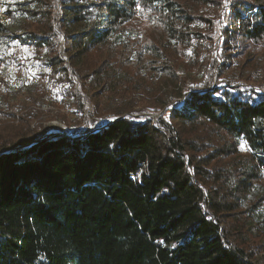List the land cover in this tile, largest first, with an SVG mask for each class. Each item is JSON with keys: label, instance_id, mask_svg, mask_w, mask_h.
Instances as JSON below:
<instances>
[{"label": "trees", "instance_id": "trees-1", "mask_svg": "<svg viewBox=\"0 0 264 264\" xmlns=\"http://www.w3.org/2000/svg\"><path fill=\"white\" fill-rule=\"evenodd\" d=\"M40 1L30 26L50 75L75 106L82 93L93 116L114 118L75 137L40 136L32 108L0 125V264H257L264 192L249 195L264 188V94L234 86L257 77L248 59L212 87L219 13L202 8L217 1L60 0V21L58 1ZM232 2L219 74L238 38L251 59L264 42V0ZM148 11L166 19L156 41ZM137 108L158 122L129 115Z\"/></svg>", "mask_w": 264, "mask_h": 264}, {"label": "rangeland", "instance_id": "rangeland-1", "mask_svg": "<svg viewBox=\"0 0 264 264\" xmlns=\"http://www.w3.org/2000/svg\"><path fill=\"white\" fill-rule=\"evenodd\" d=\"M59 21L63 18L64 9L62 3L57 0ZM175 1V0H167ZM216 3L206 2L203 10L210 11V14L214 16L215 13H219L217 24H219V31L216 38L217 47L215 51V57L217 58L218 64L215 69V77L213 78L212 87L227 85V77L229 73L237 71V63L245 62V72L251 73L257 69V77L249 82L237 81L234 86H243L246 89H253L257 93L264 94V42L258 45L254 57L252 59H258V56H263L260 64L254 66V61L249 57V49L246 48L242 51L246 52L238 55V51H241L242 47H246L247 42L241 38L237 40L241 43V46L237 42L232 46V52L235 53V58L231 64L227 63V69H223L222 72H218V69L223 61L219 53H223L221 45V32L230 24L229 12L233 5L232 0H215ZM40 0H0V23L3 27L0 29V125H7L10 123H16L18 117L23 115L29 108L39 111L36 117H32V126L35 127L40 136H47L52 134H60L67 137H75L79 133H85L98 129L106 125L112 118V115L93 116L92 106L87 101L86 97L81 93L80 85L77 79L71 75L73 80L76 82L77 89L81 93L83 105L79 108L73 103V98L66 95L65 85H60L50 75V66L48 63V49L44 48L41 53L36 52L34 34L32 33L33 27L31 23L40 16L36 14L38 6L41 5ZM227 16V18H226ZM142 24L149 26V32L156 35L154 41L158 37L163 36V24L166 19L160 17L157 13L150 11L141 15ZM35 19V20H34ZM59 23V22H58ZM57 23V24H58ZM234 25V24H232ZM30 26V27H29ZM62 35L61 29H58ZM138 34V32H136ZM158 45L154 44L151 48L154 53H157ZM240 47V48H239ZM63 59L67 60V56L64 53L63 41L61 44ZM147 50L149 49L146 48ZM255 50V49H254ZM160 52H162L160 50ZM159 54V53H158ZM149 65H146V69L151 71H157L159 65L158 57L153 53H149L148 56ZM157 67V68H154ZM71 71V69H70ZM192 72V71H191ZM183 76H187L192 81L198 80L200 77L196 74L188 75L184 71H181ZM30 77L27 81L23 77ZM255 77V76H254ZM157 78L164 81L167 80L166 74H160ZM169 85L167 86V84ZM161 85V84H160ZM171 85V86H170ZM173 88L174 85L170 82L164 83L163 90ZM33 98H37L36 100ZM183 104L182 96L176 99L168 107L179 108ZM128 115V114H127ZM129 115L134 118L141 119L144 116L150 117L156 124L159 120L160 114L149 113L147 110L137 108ZM245 148V145H241ZM264 192L263 186H258L249 198H260ZM256 217L254 223L259 224V228H262V221L264 220V205L260 206L256 211ZM260 221V222H259ZM264 225V222L262 223ZM256 228V227H255ZM255 228H253L255 230ZM257 264H264V256L259 258Z\"/></svg>", "mask_w": 264, "mask_h": 264}, {"label": "built area", "instance_id": "built-area-1", "mask_svg": "<svg viewBox=\"0 0 264 264\" xmlns=\"http://www.w3.org/2000/svg\"><path fill=\"white\" fill-rule=\"evenodd\" d=\"M23 79L29 81L30 80V77L26 76V77H23Z\"/></svg>", "mask_w": 264, "mask_h": 264}, {"label": "water", "instance_id": "water-1", "mask_svg": "<svg viewBox=\"0 0 264 264\" xmlns=\"http://www.w3.org/2000/svg\"><path fill=\"white\" fill-rule=\"evenodd\" d=\"M92 130H90V131H88V132H86V134H88L89 132H91ZM47 136H50V135H47Z\"/></svg>", "mask_w": 264, "mask_h": 264}]
</instances>
